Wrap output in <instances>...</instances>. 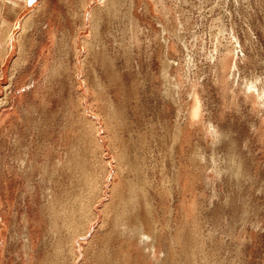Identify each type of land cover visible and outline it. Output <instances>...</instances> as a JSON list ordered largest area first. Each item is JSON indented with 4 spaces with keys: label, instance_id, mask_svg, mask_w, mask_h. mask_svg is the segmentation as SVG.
<instances>
[{
    "label": "rangeland",
    "instance_id": "obj_1",
    "mask_svg": "<svg viewBox=\"0 0 264 264\" xmlns=\"http://www.w3.org/2000/svg\"><path fill=\"white\" fill-rule=\"evenodd\" d=\"M0 234V264H264V0H0Z\"/></svg>",
    "mask_w": 264,
    "mask_h": 264
},
{
    "label": "bare ground",
    "instance_id": "obj_2",
    "mask_svg": "<svg viewBox=\"0 0 264 264\" xmlns=\"http://www.w3.org/2000/svg\"><path fill=\"white\" fill-rule=\"evenodd\" d=\"M159 2H161V3H163L164 2V0H159ZM26 22H27V20H24V22H23V27L25 28V26H26ZM177 27H176V35H177V37L179 38V39H181V33H180V26H181V24L179 23V21H177ZM12 27H13V24H11V26L9 27V31H8V33H7V35H6V37L4 38L5 39V44L7 45L8 44V39H9V34H10V32H11V30H12ZM162 32H163V30H162ZM236 168L238 169V170H240L241 169V166H240V164L238 163L237 165H236ZM141 232V231H140ZM142 235L141 236H143L144 237V239L145 240H147L148 238H147V236L145 235V234H143V233H141ZM2 238V235L0 234V240H2L1 239Z\"/></svg>",
    "mask_w": 264,
    "mask_h": 264
}]
</instances>
